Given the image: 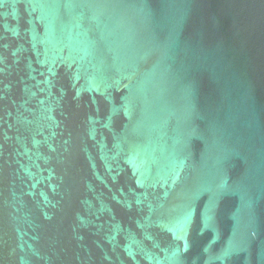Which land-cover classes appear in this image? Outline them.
<instances>
[{
	"label": "water",
	"instance_id": "95a60500",
	"mask_svg": "<svg viewBox=\"0 0 264 264\" xmlns=\"http://www.w3.org/2000/svg\"><path fill=\"white\" fill-rule=\"evenodd\" d=\"M0 264H264V0H0Z\"/></svg>",
	"mask_w": 264,
	"mask_h": 264
}]
</instances>
